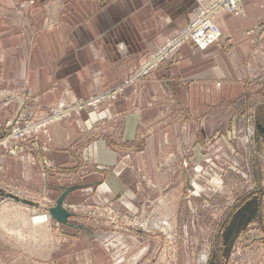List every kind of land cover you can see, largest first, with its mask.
<instances>
[{"label": "rangeland", "instance_id": "rangeland-1", "mask_svg": "<svg viewBox=\"0 0 264 264\" xmlns=\"http://www.w3.org/2000/svg\"><path fill=\"white\" fill-rule=\"evenodd\" d=\"M66 1L0 0V71L10 66L11 61L8 58L6 62L5 58L9 46L4 48L10 35L22 33L28 38L21 39L16 50L7 51L10 56L19 52L15 60L21 62L27 43L33 46L36 33L49 32L61 24V16L68 9ZM230 2L193 0V10L184 26L156 50L138 53L137 67L122 83L90 97L74 98L64 90L65 95L45 110L27 88L16 92L19 99H25L22 106L18 99L0 98V264H90L87 250L95 240L93 232L100 229L123 234V238L126 235L133 241L131 249L125 248L126 254L120 252L126 258H122L124 262H119L120 255L118 261L110 257L108 264H264V39L258 43V51L262 52L253 58L257 62L254 82L239 88L236 102L225 103L219 112L211 106L205 115L196 117L185 118V110L176 108L177 132L183 141L185 131L194 137L204 126L210 135L205 149H210L213 140L222 139L233 146L232 155L239 157L236 162L222 151L210 149L206 153L210 156L204 159L206 165L195 163L194 178L205 183V189L197 188L195 181L189 187L181 174V181L175 176L177 181L173 180L167 191L155 184L154 192L149 189L152 197L141 199L140 206H130L121 197L101 201L96 195L98 190L93 189L89 192L94 196L89 194L78 200L75 196L83 189L79 186L83 175L79 171H62L51 158L52 150L59 152L52 146L53 125L78 121L86 111L97 112L91 125L85 122L86 142L90 143L99 135L93 134L94 125L111 119L115 103L128 99L136 107L139 88L167 64L179 63L183 45L201 50L213 44L227 46L222 42L223 32L216 19L244 13L248 0H241L242 11L227 8ZM208 7L211 9L207 12ZM218 11L223 13L215 16ZM208 19L212 26L203 32L213 27L218 36L203 46L193 31L201 30ZM116 49L121 57H130L123 41ZM2 90L0 93L5 91ZM172 106L153 126H163L169 118L175 122ZM94 145L90 143L88 147ZM183 151L189 154L186 145ZM23 159L33 168L31 175L28 170L20 175L11 168L12 162L16 163L12 160ZM184 160L179 159L181 166ZM50 177L53 183L47 182ZM65 180L71 183L65 185ZM61 197L64 208L71 213L67 224L53 219L50 211Z\"/></svg>", "mask_w": 264, "mask_h": 264}, {"label": "crops", "instance_id": "crops-1", "mask_svg": "<svg viewBox=\"0 0 264 264\" xmlns=\"http://www.w3.org/2000/svg\"><path fill=\"white\" fill-rule=\"evenodd\" d=\"M66 4L61 24L49 32L36 33L33 46L27 43L21 62L15 60L19 52L10 56L7 51L16 50L20 40L28 38L22 33L10 35L4 48L9 46L5 58L11 62L0 71V88L5 90L0 98L18 99L21 105L25 99H19L16 92L27 88L45 110L65 95L64 90L71 97L87 98L122 83L137 67V54L156 50L188 22L194 6L193 0H68ZM216 23L223 32L222 42L229 48L213 44L201 50L183 45L179 63L167 64L139 88L136 107L128 99H121L113 106L109 121L94 125L93 134H99L90 142L94 146L88 147L84 130L85 122L91 125L97 112L86 111L78 121L51 127L52 146L59 150H52L51 158L62 171H79L83 175L79 183L83 189L75 196L78 200L93 189L98 190L96 195L101 201L121 197L130 206H140L141 199L152 197L149 189L154 192L155 184L167 191L169 184L177 181L175 176L181 181V174L188 184L195 181L197 188L205 189L207 185L194 178L195 163L202 166L212 149L239 162V157L231 153L233 146L225 144V140L215 139L210 143L211 150L205 149L210 135L204 126L194 137L185 131L184 141L177 132L176 108L185 110V118L205 115L211 106L219 112L225 103L238 100L239 88L254 82L257 62L253 58L262 52L258 51V43L264 39V0H248L244 13L219 16ZM122 41L130 55L126 59L116 49ZM170 105L175 122L169 118L163 126H153L159 124ZM190 139L193 141L189 143ZM184 145L189 149L187 155ZM180 158L185 159L183 166ZM12 161H16L11 168L17 174L27 170L33 173L26 159ZM53 181L52 177L47 180ZM65 181V185L71 183ZM93 236L95 240L87 250L90 264H108L110 257L118 260L124 243L130 249L133 246L131 238L117 232L100 229ZM123 255L121 262L126 259Z\"/></svg>", "mask_w": 264, "mask_h": 264}, {"label": "water", "instance_id": "water-1", "mask_svg": "<svg viewBox=\"0 0 264 264\" xmlns=\"http://www.w3.org/2000/svg\"><path fill=\"white\" fill-rule=\"evenodd\" d=\"M50 211L53 219L55 218L59 222L67 224L68 218L71 213L69 212V210H66L64 208V197H61L58 200L57 204L50 209Z\"/></svg>", "mask_w": 264, "mask_h": 264}, {"label": "built area", "instance_id": "built-area-1", "mask_svg": "<svg viewBox=\"0 0 264 264\" xmlns=\"http://www.w3.org/2000/svg\"><path fill=\"white\" fill-rule=\"evenodd\" d=\"M231 4H233V5L231 6ZM238 4H239V6L241 5V0H231V2H230V7H227V8H231L232 11H237V9H239V7H237ZM208 8H209V9H208ZM208 8H207V12L210 11V9H211L210 7H208ZM229 10H230V9H229ZM216 11H217V10H216ZM221 13H223V12H222V11H218V12H216L215 16L218 15V14H221ZM206 21H210V19H208V20H204L203 23L205 24ZM206 27H208V26H206ZM209 27H210V26H209ZM204 28H205V25L202 26V29H201V30H197V29H195L196 31H193V33H196L197 31H200V32H202L201 34H203V33H205V32H203ZM212 29H213V27H212ZM212 29H209L208 32H206V33L209 34V33H210L209 31H211ZM213 31L216 32V35H215V37H214L213 39H211L208 43H202V41L200 40L199 36H198L197 34H195V35H196L197 39L199 40L200 44H202L203 46H208L209 43L213 42L214 39L216 38V36H218V31H216V29H213ZM206 33H205L204 35H207ZM190 35H191V34H190Z\"/></svg>", "mask_w": 264, "mask_h": 264}, {"label": "bare ground", "instance_id": "bare-ground-1", "mask_svg": "<svg viewBox=\"0 0 264 264\" xmlns=\"http://www.w3.org/2000/svg\"><path fill=\"white\" fill-rule=\"evenodd\" d=\"M233 4H231V6H232ZM237 7H239V9L242 11V6L240 5L239 6V4L237 5ZM209 9V8H208ZM201 25V24H200ZM205 25V27L206 26H208V25H210V26H212L211 25V22L210 21H206V23L204 24ZM212 29V28H211ZM194 31H196V30H194ZM216 31H218V30H216ZM210 33L209 34H207V35H204L205 33H203V34H201L202 32H200V31H197L196 32V34L199 36V38H200V40L202 41V43H208L211 39H213L214 37H215V35H216V32L215 31H213V29L211 30V31H209ZM193 35V34H192ZM197 38V37H196ZM26 201V200H25ZM159 204V203H158ZM4 219H5V217H3ZM32 219H34V218H32ZM152 219V218H151ZM167 219V218H166ZM161 221V220H160ZM152 222H153V220H152ZM165 222V221H164ZM159 223H161V222H159ZM153 224H154V222H153ZM163 223H161V225H162ZM160 225V224H159ZM141 226V225H140ZM121 238V237H120ZM127 247H129V244H125L124 243V245L121 247V252L122 251H124L125 250V248H127ZM125 253V252H124ZM118 261V260H117ZM119 262H121V259H120V261Z\"/></svg>", "mask_w": 264, "mask_h": 264}, {"label": "flooded vegetation", "instance_id": "flooded-vegetation-1", "mask_svg": "<svg viewBox=\"0 0 264 264\" xmlns=\"http://www.w3.org/2000/svg\"><path fill=\"white\" fill-rule=\"evenodd\" d=\"M215 181H218V180H215ZM228 236H229V235L227 234V235H226V238H227Z\"/></svg>", "mask_w": 264, "mask_h": 264}]
</instances>
